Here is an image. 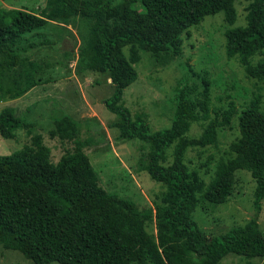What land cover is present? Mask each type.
Listing matches in <instances>:
<instances>
[{
	"label": "trees",
	"instance_id": "trees-1",
	"mask_svg": "<svg viewBox=\"0 0 264 264\" xmlns=\"http://www.w3.org/2000/svg\"><path fill=\"white\" fill-rule=\"evenodd\" d=\"M239 1L47 0L40 13L0 10V102L20 99L45 84L47 65L34 60V53L59 46L63 34L75 28L78 73L110 79L114 93L105 103L116 116L111 127L120 140L139 141L148 149L141 171L162 188L153 207L140 209L104 187L87 153L89 143L79 138L80 121L64 116L53 122L50 138L70 146L55 162L43 136L34 133V124L6 108L0 113L1 137L14 139L25 130L31 141L19 152L0 155L1 249L20 252L33 264H222L229 254L264 261V231L258 220L264 201L262 96L256 95L240 113L231 103L212 118L209 78L203 76L202 85L190 84L188 71L174 96L172 125L160 131L152 130L146 114L134 117L123 103L124 91L138 79L136 66L143 52L156 65L171 64L182 57L189 29L207 16L224 12L226 23L234 26ZM244 1L247 24L226 30V55L249 79L264 82V0ZM52 27L56 40L35 33ZM35 38L43 41L35 44ZM257 57L261 59L255 62ZM235 117L239 137L207 182L200 170L208 172L213 157L192 169L186 155L190 149L217 148L219 132L232 130ZM194 124L203 128L198 138L189 135ZM239 170L256 182L257 217L209 237L194 214L201 207L213 210L229 202Z\"/></svg>",
	"mask_w": 264,
	"mask_h": 264
},
{
	"label": "rangeland",
	"instance_id": "rangeland-1",
	"mask_svg": "<svg viewBox=\"0 0 264 264\" xmlns=\"http://www.w3.org/2000/svg\"><path fill=\"white\" fill-rule=\"evenodd\" d=\"M47 0H0V10L26 9L40 13ZM238 19L234 26L225 21V13L207 16L199 25L189 29L184 36L183 55L167 66H159L152 61L150 54L142 53V61L136 66L138 79L124 91L123 103L135 117L146 114L153 131L168 129L172 125L174 96L179 83H184L188 71L189 83L202 85L203 76L211 83V116L221 113L235 104L240 113L254 99L262 96L264 109V82L249 79L240 64L229 60L226 55L225 32L229 28L246 26L247 3L240 0L236 4ZM56 28V26H54ZM43 30L49 39L56 40V29ZM55 29V30H54ZM71 34H63L62 43L55 47H43L34 53L33 59L47 65L43 79L45 84L17 100L0 102V113L6 108H14L18 117L34 124V133L41 134L45 145L51 148L53 160L58 162L69 145H61L50 138L53 122L64 116H70L81 122L79 138L87 141V153L99 173L104 187L111 193L134 201L140 209L153 207L161 185L141 171V164L147 162L148 149L139 141H122L116 128L111 124L116 116L106 107V101L112 97L114 87L110 79L91 72L78 73L77 54L80 39L74 28ZM32 34L26 37L30 38ZM56 35V36H55ZM39 44L43 39L32 40ZM70 54V55H68ZM261 57L255 58V62ZM187 78V79H188ZM48 81V82H47ZM202 89V88H201ZM222 116V115H221ZM220 116V119L222 118ZM203 132L202 126L194 124L190 136L198 138ZM239 137L238 117L232 121V130L219 132L218 147L190 149L186 161L192 169H200L203 178L210 181L221 158L226 157L230 145ZM27 131L19 130L14 139H4L0 135V155L9 156L23 150L30 143ZM201 153V154H200ZM235 194L230 201L213 210L202 207L194 214V219L209 237L222 236L234 227L244 226L257 217L254 206L256 182L245 170L236 173ZM259 224L264 231V201L258 215ZM261 259H247L229 254L222 264H263ZM0 264H33L20 252L6 251L0 247Z\"/></svg>",
	"mask_w": 264,
	"mask_h": 264
}]
</instances>
